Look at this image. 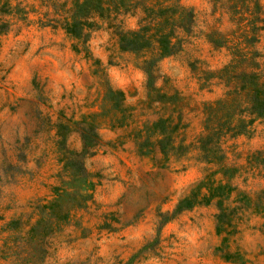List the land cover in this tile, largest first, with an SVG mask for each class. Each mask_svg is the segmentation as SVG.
Wrapping results in <instances>:
<instances>
[{
    "label": "rangeland",
    "instance_id": "obj_1",
    "mask_svg": "<svg viewBox=\"0 0 264 264\" xmlns=\"http://www.w3.org/2000/svg\"><path fill=\"white\" fill-rule=\"evenodd\" d=\"M145 1L177 9L172 54L120 50L107 21L85 43L47 24L71 0L0 12V264H264V114L230 93L242 70L264 84V0ZM199 182L225 189L178 208ZM50 203L65 219L28 233Z\"/></svg>",
    "mask_w": 264,
    "mask_h": 264
},
{
    "label": "trees",
    "instance_id": "obj_2",
    "mask_svg": "<svg viewBox=\"0 0 264 264\" xmlns=\"http://www.w3.org/2000/svg\"><path fill=\"white\" fill-rule=\"evenodd\" d=\"M141 5L144 11V17L142 18L141 25L137 30L123 31L120 25L116 23V18L122 13H127L131 8L136 5ZM13 7L10 4V0H0V12L4 8ZM175 6L160 7L154 6L153 4H148L145 0H71L69 6L64 3L60 5L58 11L54 13L58 16H54L47 24L62 28L66 34L73 37L82 43H85L88 39L89 32L97 28L100 21H107V28L113 31L116 36L117 45L122 51H143L151 50L158 54L159 57L167 56L174 52L177 47L175 42H173V29L170 23V16L166 13L175 14L177 9ZM174 8V10L172 9ZM14 9H17L15 6ZM172 10V11H171ZM132 11V10H131ZM18 13V12H17ZM24 16L21 19L25 18ZM178 22V21H177ZM179 23V22H178ZM8 21L2 20L0 27H7ZM2 28H0V31ZM236 65L235 61H232L229 65L223 69L227 72L229 68H233ZM233 75L234 80L240 81V86L236 89H232L230 93L236 90H242L246 92L248 96L249 107L247 108L249 114L260 116L264 114V84L259 83L260 78L259 73L255 71H240ZM253 118L249 121L240 119L234 127L232 126L229 130H234V134H238L244 131L245 124H251ZM148 123H145L143 128L146 130ZM156 124V123H152ZM151 124V125H152ZM89 129H93L91 126ZM157 130V129H156ZM164 135V130L158 131ZM86 148L83 146V150ZM66 155H63L62 163L63 168L72 169L75 165V160H72L64 148ZM87 150V149H86ZM75 153L73 152V156ZM79 167V166H78ZM69 178L74 176L73 173L68 174ZM204 184L198 183L193 190L185 196L181 202L178 204V208L188 207L193 204L208 203L216 197H220L222 194L221 190L225 189L224 186L210 185L206 187L207 192L199 194L198 190L204 188ZM75 191V190H74ZM54 199L60 198L64 193H67L66 186L63 188L54 187ZM80 195V193H78ZM50 205H40L35 207V209L41 210V208H46L43 212L37 214L32 222H30L27 232L31 234H36V230L41 228L40 231L46 229H54L57 227L63 219H65L66 214L58 207L52 208ZM42 211V210H41Z\"/></svg>",
    "mask_w": 264,
    "mask_h": 264
}]
</instances>
